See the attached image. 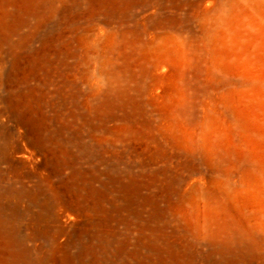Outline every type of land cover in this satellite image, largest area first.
Returning <instances> with one entry per match:
<instances>
[{"label": "rangeland", "instance_id": "1", "mask_svg": "<svg viewBox=\"0 0 264 264\" xmlns=\"http://www.w3.org/2000/svg\"><path fill=\"white\" fill-rule=\"evenodd\" d=\"M0 264H264V0H0Z\"/></svg>", "mask_w": 264, "mask_h": 264}]
</instances>
